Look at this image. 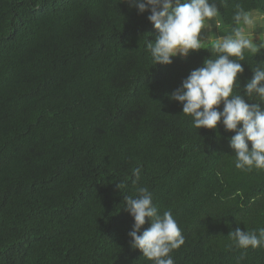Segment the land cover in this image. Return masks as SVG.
I'll use <instances>...</instances> for the list:
<instances>
[{"label": "trees", "instance_id": "16d2710c", "mask_svg": "<svg viewBox=\"0 0 264 264\" xmlns=\"http://www.w3.org/2000/svg\"><path fill=\"white\" fill-rule=\"evenodd\" d=\"M236 3L264 17V0H227L219 27ZM149 14L121 0H0V264H153L129 244L124 196L137 186L181 228L174 264H264V247L227 236L264 227V170L236 168L235 133L196 129L169 98L215 54L153 65ZM262 61L264 49L245 52L241 88Z\"/></svg>", "mask_w": 264, "mask_h": 264}, {"label": "clouds", "instance_id": "9594fccd", "mask_svg": "<svg viewBox=\"0 0 264 264\" xmlns=\"http://www.w3.org/2000/svg\"><path fill=\"white\" fill-rule=\"evenodd\" d=\"M138 13L150 14L147 20L157 32L155 40L144 37L145 50L153 65H170L173 57H187L191 52L208 49L215 54L192 70L171 94L170 99L182 105V113L192 117L196 129L215 130L218 122L226 132H234L229 146L235 154V167L264 170V61L251 68L252 77L243 88L238 79L243 74L245 52L253 55L264 49V36L252 31L256 18L240 3L232 15L234 27L227 36L213 37V18L218 5L227 0H121ZM219 27L217 20L215 29ZM254 33L257 39L254 42ZM223 105L222 110L219 108ZM239 125V127H238ZM133 185L141 177V168L132 169ZM121 190L127 185L119 181ZM136 194L124 196V210L134 223L128 232L130 247L138 249L153 264H174L170 253L184 243L178 222L171 211L159 212L147 187L137 186ZM149 227L141 231L146 223ZM240 249L264 247V227L251 231L237 227L227 235ZM244 259L242 254L239 258Z\"/></svg>", "mask_w": 264, "mask_h": 264}, {"label": "rangeland", "instance_id": "374dc122", "mask_svg": "<svg viewBox=\"0 0 264 264\" xmlns=\"http://www.w3.org/2000/svg\"><path fill=\"white\" fill-rule=\"evenodd\" d=\"M255 18H256V27L254 29H252V31L256 32L259 36H264V17H260L258 15H253ZM218 19L217 18H213V21L211 22L214 26L213 28V37L215 36H227V35H230L232 33V28L235 26L233 25L232 27L230 26H224V25H221L220 27L216 28L215 29V23H216V20ZM225 31H227L226 33H224ZM256 33H254V42L256 41L257 39V35ZM179 56V55H177ZM180 57V56H179ZM183 58V57H181Z\"/></svg>", "mask_w": 264, "mask_h": 264}]
</instances>
